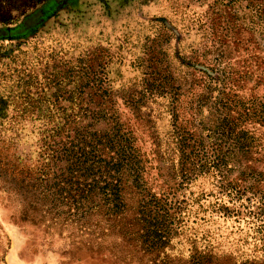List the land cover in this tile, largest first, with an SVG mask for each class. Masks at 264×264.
Masks as SVG:
<instances>
[{
  "label": "rangeland",
  "instance_id": "1",
  "mask_svg": "<svg viewBox=\"0 0 264 264\" xmlns=\"http://www.w3.org/2000/svg\"><path fill=\"white\" fill-rule=\"evenodd\" d=\"M44 1L0 0V28L23 20ZM233 1L68 0L36 32L0 40V264H124L108 253L123 241L117 222L109 228L98 213L69 218L57 194L34 186L29 171L17 173L20 159L29 168L37 159L33 129L42 118L28 112L20 130L12 131L10 117L21 111L27 95L32 102L53 100L57 91L68 98L78 89L82 96L76 101L115 106L137 136L149 161L148 187L161 192L173 178L171 183L182 182L179 193L189 203L169 255L151 260L147 255L141 262L137 254L127 264H192L193 252L204 248L226 253L235 263L263 256L254 244V224L231 211L232 201L212 176L181 178L190 164L173 142L174 123L198 134L208 124L205 71L214 60L234 69L235 93L264 97L260 19L246 1ZM147 81H153L154 95L142 92ZM101 87L106 91L99 95ZM247 127L258 145L247 159L238 150L242 164L236 163L230 177L247 184L240 174L249 166L264 185V126ZM221 137L227 149L232 140Z\"/></svg>",
  "mask_w": 264,
  "mask_h": 264
},
{
  "label": "trees",
  "instance_id": "2",
  "mask_svg": "<svg viewBox=\"0 0 264 264\" xmlns=\"http://www.w3.org/2000/svg\"><path fill=\"white\" fill-rule=\"evenodd\" d=\"M244 1L246 7L254 10L251 13L258 15L264 35V0H234L233 4ZM67 2L44 1L23 20L0 28V40L29 36ZM260 44L264 47V40ZM221 63L214 60L205 71L210 80L203 97L210 105V115L208 124L201 129L203 133H195L196 130L174 123L173 142L185 155L186 163L190 164L182 168L181 178L212 176L217 181L216 186L232 201L231 211L244 215L254 224V244L263 256L235 263L226 253L218 254L213 249L204 248L196 249L189 261L192 264H264L263 179L259 178L260 173L258 176L248 170L249 166H245L240 174V179L249 180L247 184L230 177V170L236 163L242 164L238 150L239 157L243 154L247 159L246 155L258 145V139L247 125L259 123L264 126V97L251 95L242 98L235 93V71L229 64L223 66ZM152 82L147 81L142 92L154 95L156 89ZM97 90L99 95L106 91L102 87ZM81 93L78 89L66 98L57 91L55 99L41 98L35 102L27 95L21 111L10 117L13 127L9 130H20L28 112L40 113L41 117L37 118H42V121L33 129L37 159L30 168L20 162L22 159L17 161V173L20 175V169L29 171L34 186L45 187L51 196L57 194L56 198L67 208L69 218L98 213L107 221L109 228L111 221L117 222L119 238L123 241L108 250L115 263L127 264L137 254L141 262L147 255L150 260L169 255L168 248L173 247L189 204L179 193L182 182L173 180L171 183V178L161 192L148 187L146 172L149 161L138 144L137 136L120 121L115 106L92 108L76 101L81 99ZM59 97L68 99L69 104L60 103ZM101 121L107 122L105 128L97 127ZM227 135L232 143L225 149L227 143L221 136ZM22 179L24 181V177ZM225 204L222 206L230 209ZM107 224L104 229H108ZM89 250L102 253L101 249L89 247Z\"/></svg>",
  "mask_w": 264,
  "mask_h": 264
}]
</instances>
